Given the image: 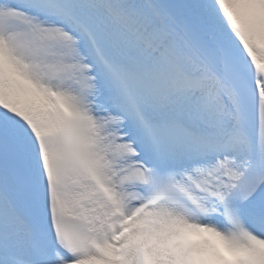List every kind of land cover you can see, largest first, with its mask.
I'll use <instances>...</instances> for the list:
<instances>
[{"label": "snow or ice", "instance_id": "snow-or-ice-1", "mask_svg": "<svg viewBox=\"0 0 264 264\" xmlns=\"http://www.w3.org/2000/svg\"><path fill=\"white\" fill-rule=\"evenodd\" d=\"M0 264H264V0H0Z\"/></svg>", "mask_w": 264, "mask_h": 264}]
</instances>
